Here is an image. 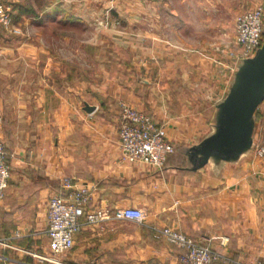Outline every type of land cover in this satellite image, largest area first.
Here are the masks:
<instances>
[{"label": "crops", "instance_id": "crops-1", "mask_svg": "<svg viewBox=\"0 0 264 264\" xmlns=\"http://www.w3.org/2000/svg\"><path fill=\"white\" fill-rule=\"evenodd\" d=\"M189 4V0H48L44 11L72 12L84 20L104 19L106 9L113 5L111 16L122 23L115 29L124 38L121 42L131 52L140 51L132 54L131 62H149L146 37L154 34L159 42H153L154 61L165 63V42L187 51L177 33L191 18ZM26 58L29 61L30 56ZM176 61L181 62L179 57ZM47 71L41 78H52ZM190 73L187 69L160 73L158 82L129 72V82L123 84L111 72L101 71L103 83L99 84L43 85L39 117L23 119L20 123L25 129L21 126L16 131L17 138H2L10 150L11 178L0 202V239L11 238V246H0V264H30L31 253L47 250L48 199L66 191L62 188L65 177L91 186V207L137 206L145 213L142 222L113 219L103 230L84 227L65 254V263L176 264L179 247L153 236L154 228L173 226L195 238L215 237L217 249L245 264H264V162L249 154L237 164H226L218 174L209 166L193 173L179 168L183 156L178 147L197 143L210 123L204 115L195 117L176 99L191 88L180 84L171 91L173 86L162 80L190 81ZM216 73L217 83L200 86L201 94L204 89V95L225 93L230 73L226 75L220 67ZM61 74L57 72L58 77ZM119 97L165 126L175 151L162 168L122 159ZM85 103L95 109L86 112ZM16 230L20 237L13 238Z\"/></svg>", "mask_w": 264, "mask_h": 264}, {"label": "rangeland", "instance_id": "rangeland-1", "mask_svg": "<svg viewBox=\"0 0 264 264\" xmlns=\"http://www.w3.org/2000/svg\"><path fill=\"white\" fill-rule=\"evenodd\" d=\"M189 1L190 6L187 9L192 12L191 18L186 25L180 26L179 34L176 32L187 51L171 47L169 42H165L167 48L163 49V56L166 61L155 62L153 42L158 41L154 34H151L146 37V40H149V62L134 64L131 62V56L140 51L136 48L131 52L121 42L124 38L115 29L121 28L122 23L120 18L111 16L110 9L113 5L104 13L107 14L109 9V22L106 25L105 15L104 19L101 16L84 20L72 12L57 15L52 11H44L48 0H20L17 3L0 0L9 7L12 23L18 28L13 31L0 25V139L4 141L2 138H17L20 127L25 129L20 123L23 119L28 115L39 117L41 89L44 84H56L66 88L77 84L78 81L82 84H99L103 83L101 71L111 72V75L120 78L125 84L129 82V72L145 74L152 81H156L160 73L187 69L193 77L190 81L164 79L162 82L164 85L173 86L170 87L171 91L180 84L182 87L184 85L188 89L191 88L192 91L185 92L176 99H180L182 107L190 109L195 117L204 115L208 120L214 110V103L225 93L204 95L206 90H202L204 93L201 94L199 88L217 83L216 72L219 67L226 71V75L230 73L231 76V66L235 61L231 52L238 50L234 44V18L239 12L264 0ZM111 22L119 23L112 25ZM152 23H148L151 28ZM167 39L170 41L169 37ZM32 55L35 58L31 59ZM177 55L180 63L176 61ZM27 56H30L29 61ZM45 70H50L47 72L52 78H41ZM58 71L62 72L59 77ZM206 75L208 77H205ZM120 99L125 100L122 97L118 98ZM171 99L173 100L172 97ZM260 106L256 111L255 143L264 144V101ZM4 143L7 146L5 141ZM6 151L9 157L8 146ZM249 154L252 156V151ZM261 161L264 162V159ZM185 164L186 161L181 160L180 166ZM173 228L189 234L178 227ZM66 255L62 256L64 262H67ZM28 263L53 264L41 262L34 256H29Z\"/></svg>", "mask_w": 264, "mask_h": 264}, {"label": "built area", "instance_id": "built-area-1", "mask_svg": "<svg viewBox=\"0 0 264 264\" xmlns=\"http://www.w3.org/2000/svg\"><path fill=\"white\" fill-rule=\"evenodd\" d=\"M109 11V9H108ZM105 14V24L109 22V13ZM119 23V22H118ZM111 22L110 24H118ZM0 25L17 31L12 23L8 6L0 2ZM264 34V1L236 14L234 18V44L238 50L231 52L234 65L231 75L241 58L252 56L259 48ZM217 63L219 61L217 60ZM120 121L118 126L119 150L123 160L148 164L162 168L174 145L167 136L165 126L156 122L145 110L131 106L126 100H118ZM261 106L257 108L260 109ZM264 112V108H263ZM253 159H264V144L254 143ZM11 178V164L3 140L0 139V202L5 198ZM62 188L48 199L45 234L48 237V248L43 253H31L41 262L65 264L62 256L74 245L76 234L84 227H97L103 230L109 220H131L142 222L145 213L137 206H127L111 210L105 206H89L91 186L73 182L71 178L62 180ZM264 233V224L262 225ZM153 236L179 247L176 264H210L223 261L227 264H245L214 246L213 236L195 238L176 228L161 226L153 229ZM13 238L20 237L16 230ZM11 238L0 239V246H11ZM220 245H224L220 240Z\"/></svg>", "mask_w": 264, "mask_h": 264}, {"label": "water", "instance_id": "water-1", "mask_svg": "<svg viewBox=\"0 0 264 264\" xmlns=\"http://www.w3.org/2000/svg\"><path fill=\"white\" fill-rule=\"evenodd\" d=\"M264 101V34L259 48L241 58L231 75L224 96L214 103L209 130L195 144L181 148L186 172L204 166L218 174L226 164H237L255 143L256 111ZM86 112L94 105L84 104Z\"/></svg>", "mask_w": 264, "mask_h": 264}, {"label": "trees", "instance_id": "trees-1", "mask_svg": "<svg viewBox=\"0 0 264 264\" xmlns=\"http://www.w3.org/2000/svg\"><path fill=\"white\" fill-rule=\"evenodd\" d=\"M213 113V112H212ZM212 113H211V115L208 117V122L210 123V121H211V116H212ZM255 116H256V121H257V112H256V114H255ZM183 147H185V145H180L179 147H178V150H179V153L183 156V154H182V152L180 151L181 150V148H183ZM6 148H7V146H6ZM174 151H175V149H174ZM173 151V152H174ZM172 152V153H173ZM172 153H170V154H172ZM169 154V155H170ZM169 155H168V157H169ZM168 157H167V160H168ZM167 160H166V162H167ZM183 161H185V159H184V156H183ZM165 162V163H166ZM180 166V165H179ZM188 173H191V172H188ZM214 262H219V261H214ZM211 263H213V262H211ZM210 263V264H211ZM219 263H221V264H223L222 262H219Z\"/></svg>", "mask_w": 264, "mask_h": 264}]
</instances>
